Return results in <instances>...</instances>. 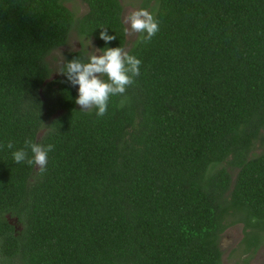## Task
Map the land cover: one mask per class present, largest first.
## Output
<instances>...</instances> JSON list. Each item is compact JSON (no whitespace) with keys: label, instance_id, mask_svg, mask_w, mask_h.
Instances as JSON below:
<instances>
[{"label":"trees","instance_id":"trees-1","mask_svg":"<svg viewBox=\"0 0 264 264\" xmlns=\"http://www.w3.org/2000/svg\"><path fill=\"white\" fill-rule=\"evenodd\" d=\"M82 1L0 0L2 262L223 264L235 224L247 261L264 240V0H141L147 42H127L120 0ZM74 32L142 61L103 117L61 74L90 54L47 61ZM26 139L54 146L43 173L14 161Z\"/></svg>","mask_w":264,"mask_h":264},{"label":"clouds","instance_id":"clouds-1","mask_svg":"<svg viewBox=\"0 0 264 264\" xmlns=\"http://www.w3.org/2000/svg\"><path fill=\"white\" fill-rule=\"evenodd\" d=\"M125 23L130 25L124 32L128 34L140 35V42L150 41L159 32V22L155 16L147 9H140L131 12L125 19ZM116 36L108 35L107 29L100 34V39L106 43L115 40ZM100 53L97 55V53ZM142 61L134 55H130L125 47L95 49L89 55L88 62L73 59L68 62L61 74L66 75L67 81L73 86H79L78 99L75 103L82 111L97 109L96 115L103 117L108 111L110 99L115 96L123 97L128 87L135 83V79L140 76ZM107 77V80L104 79ZM123 100L121 106H123ZM0 147H4L0 145ZM6 147L14 148L13 142L9 141ZM54 146L33 142L26 139L24 147L12 153L17 164L27 163L35 166L40 173L46 170L48 154L53 151ZM29 150L31 158H29ZM255 218L253 223H255Z\"/></svg>","mask_w":264,"mask_h":264},{"label":"rangeland","instance_id":"rangeland-1","mask_svg":"<svg viewBox=\"0 0 264 264\" xmlns=\"http://www.w3.org/2000/svg\"><path fill=\"white\" fill-rule=\"evenodd\" d=\"M122 4V15L121 19L125 26V28L130 29V25L125 23V19L131 14L133 11L140 10L139 2L141 0H120ZM66 6L74 12L76 16H80L86 12L87 6L81 0H67ZM74 34V33H73ZM136 37V34H128L126 35L127 42H130ZM82 41L85 42V46L91 51H94L93 42L90 39L83 41V39L78 38L73 35L69 46L75 49H78L77 42ZM63 50L60 48L59 50H54L48 57L47 61L50 67L56 71L63 59ZM77 89L79 92V86L77 85ZM79 106V105H78ZM80 107V106H79ZM243 235V229L241 224H235L233 226L228 227L220 237V249L222 252V263L223 264H264V240L262 244L258 247V249L248 258L247 252H243L239 246L240 240Z\"/></svg>","mask_w":264,"mask_h":264},{"label":"flooded vegetation","instance_id":"flooded-vegetation-1","mask_svg":"<svg viewBox=\"0 0 264 264\" xmlns=\"http://www.w3.org/2000/svg\"><path fill=\"white\" fill-rule=\"evenodd\" d=\"M81 1H82V0H81ZM82 2H83V1H82ZM83 3H85V2H83ZM85 5L87 6L86 3H85ZM73 35L77 36L75 32H74V34H73V33L71 34V36H70L69 39H68L67 44H66L65 46H62V47H61V49H62L63 51L85 49V51H86L87 54H92V53L95 51V49H98V48L96 47V45L94 44V41H93L91 38H88V37H82V39H83V41H85V40H87V39H90V40L93 42V45H94V48H95L94 51H91V49L87 48V47L85 46V42L83 43L82 41H81V42H80V41L77 42L78 49H75V48H73V47H70V46H69V43H70V40H71V38H72ZM77 37H78V36H77ZM78 38H79V37H78ZM80 39H81V38H80ZM99 54H100V53L98 52L97 55H99ZM0 264H4V263L2 262L1 255H0Z\"/></svg>","mask_w":264,"mask_h":264}]
</instances>
